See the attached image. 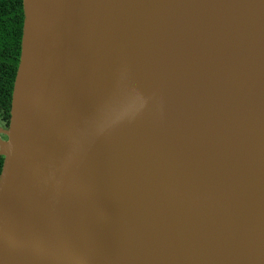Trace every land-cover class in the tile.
<instances>
[{"label": "water", "instance_id": "obj_1", "mask_svg": "<svg viewBox=\"0 0 264 264\" xmlns=\"http://www.w3.org/2000/svg\"><path fill=\"white\" fill-rule=\"evenodd\" d=\"M22 11L0 264H264V0Z\"/></svg>", "mask_w": 264, "mask_h": 264}, {"label": "trees", "instance_id": "obj_2", "mask_svg": "<svg viewBox=\"0 0 264 264\" xmlns=\"http://www.w3.org/2000/svg\"><path fill=\"white\" fill-rule=\"evenodd\" d=\"M22 0H0V125L6 127L20 51ZM3 156L0 155V170Z\"/></svg>", "mask_w": 264, "mask_h": 264}, {"label": "flooded vegetation", "instance_id": "obj_3", "mask_svg": "<svg viewBox=\"0 0 264 264\" xmlns=\"http://www.w3.org/2000/svg\"><path fill=\"white\" fill-rule=\"evenodd\" d=\"M0 136H1L2 138H4V135H3V134H1Z\"/></svg>", "mask_w": 264, "mask_h": 264}]
</instances>
